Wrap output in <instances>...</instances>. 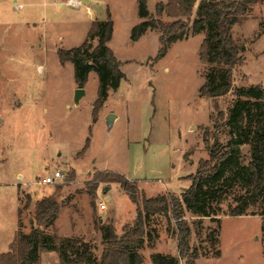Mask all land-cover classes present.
Listing matches in <instances>:
<instances>
[{
	"label": "rangeland",
	"instance_id": "374dc122",
	"mask_svg": "<svg viewBox=\"0 0 264 264\" xmlns=\"http://www.w3.org/2000/svg\"><path fill=\"white\" fill-rule=\"evenodd\" d=\"M11 1H0V253L8 250L18 228V207L22 232L28 234L34 199L52 197L61 207L45 232L83 238L99 257V227L112 224L114 216L112 225L121 236L123 226L136 218V206L114 183L101 184L92 203L85 183L98 172L112 171L136 184L146 198L177 196L190 187L186 177L195 173L200 160H208L210 147L233 138L225 122L237 99L234 90L250 85L264 89V0H257L230 29L232 39L245 47L244 63L232 73L231 91L217 98L199 96L208 66L199 59L205 34L190 32L196 8L187 41L173 43L155 61L158 34L150 32L137 44L130 40L129 31L138 21L137 0H79L78 9L60 6L62 0H17L21 10ZM160 2L167 0H149L153 16ZM88 7L99 20L105 19L107 9L111 13L115 29L107 45L124 74L119 88L108 91L95 121L96 73L90 72L83 88L86 94L75 104L74 90L79 87L72 65H61L56 52L82 44ZM161 16L165 23L177 20ZM108 114L115 117L110 125ZM87 139L88 147L82 151ZM239 151L240 164L247 165L250 147L242 144ZM59 170L64 173L59 183L37 184ZM103 187L111 188L106 192ZM244 194L245 188L235 182L221 187L212 201L214 217L184 213L189 245L200 254L195 264H264V201L248 207L243 216L228 215ZM167 227L165 216L150 215L145 230L178 258L177 241ZM37 264L60 262L57 253L45 251ZM143 264H151L149 256Z\"/></svg>",
	"mask_w": 264,
	"mask_h": 264
},
{
	"label": "trees",
	"instance_id": "16d2710c",
	"mask_svg": "<svg viewBox=\"0 0 264 264\" xmlns=\"http://www.w3.org/2000/svg\"><path fill=\"white\" fill-rule=\"evenodd\" d=\"M198 0H167L155 5L154 15L166 14L177 20L165 23L148 11L149 0H137L136 16L140 21L130 30V40L136 42L148 30L158 31L159 51L155 61L164 57L172 43L186 39L189 34L190 18ZM257 0H200L196 6L195 18L191 22L192 34L204 33L200 44L199 59L207 65L204 84L199 96L217 98L228 94L233 85L232 73L244 63L245 47L232 39L231 27L240 21ZM105 21H94L87 32L86 40L78 47L57 49L61 65L70 63L75 85L84 88L90 72H95L98 80L97 97L92 110L95 121L97 109L106 102L109 90H117L124 78L121 63L108 47L113 34V21L108 10ZM96 41L93 46L92 42ZM237 99L227 110L225 125L233 138L225 145H212L208 160H200L193 175L187 176L189 188L180 195L162 193L146 198L137 185L121 174L112 171L98 172L86 188L93 203L101 184H118L123 194L136 206L132 224L123 226L122 235L115 234L112 224L99 227L102 250L98 257L91 244L83 238L56 236L46 229L54 225L61 204L52 197H43L35 202L31 229L22 232L21 209L17 211L18 228L8 251L0 253V264H37L41 252L57 253L60 264H142L140 251L152 236L145 230L150 215L165 216L167 229L177 241L178 258L164 253L150 255L151 264H195L199 252L189 245L190 229L184 213L211 218V206L217 193L227 185L238 182L245 188L244 198L234 208H229L230 216H243L248 207L264 201V89L261 85H250L235 89ZM87 139L82 151L88 147ZM242 144L250 147L247 165L239 162V148ZM29 197L27 205H29ZM264 216V210L262 211ZM214 217V216H213ZM216 219V218H212ZM157 237V235H156Z\"/></svg>",
	"mask_w": 264,
	"mask_h": 264
},
{
	"label": "crops",
	"instance_id": "0c3cea01",
	"mask_svg": "<svg viewBox=\"0 0 264 264\" xmlns=\"http://www.w3.org/2000/svg\"><path fill=\"white\" fill-rule=\"evenodd\" d=\"M0 1H2V0H0ZM67 0H65L64 2L65 3H63V2H59V5L61 6L62 4H64V5H66V6H68V7H74V8H80L81 7V2L79 1V0H69V1H72V2H76V5H73L72 3L71 4H69L68 2H66ZM199 1L200 0H198L197 2H196V4H195V6H194V8H196V6H197V4L199 3ZM17 0H12L11 1V3L12 4H14L15 5V8L17 9V10H21V8H22V6L21 5H16L17 3ZM136 5H137V1H136ZM108 10V9H107ZM149 11V10H148ZM85 12H86V21L84 22L85 24V27H84V34H85V39H84V41L86 40V38H87V32H88V30H89V27H90V25H91V23L92 22H94V21H96V20H98V21H105V19L104 20H99L100 18H98V16H97V13L92 9V8H90V7H88V8H86L85 9ZM108 12H109V10H108ZM150 13V12H149ZM109 14H110V17H111V13L109 12ZM105 17H106V14H105ZM137 17V16H136ZM160 20H162L163 19V17L160 15V16H157ZM138 18V21L136 22V24L135 25H137L140 21H142L139 17H137ZM162 18V19H161ZM111 19H112V17H111ZM113 21V20H112ZM134 25V26H135ZM134 26H132V27H134ZM131 27V28H132ZM114 29H115V23H114V21H113V32H112V34H113V36H112V38H111V40L108 42V44L112 41V39H113V37H114ZM131 30V29H130ZM130 32V31H129ZM156 33V34H158V37L160 36V33L158 32V31H153V30H148V31H146L145 32V34H143L140 38H139V40L138 41H136V42H132L131 41V43H134V44H137V43H139L140 41H142V39H144V36L145 35H147L148 33ZM190 33V32H189ZM189 35V34H188ZM196 35H201V34H193V36H196ZM187 39V38H186ZM186 39H183V40H181V41H176V42H182V41H185ZM83 41V42H84ZM187 41V40H186ZM82 42V43H83ZM175 43V42H174ZM173 44V43H172ZM170 46H172V45H170ZM70 49H72V48H70ZM169 50V49H168ZM113 52V51H112ZM168 52V51H167ZM114 54V53H113ZM88 80V79H87ZM84 91H85V94H86V88L84 89ZM85 96V95H84ZM21 179V178H20ZM19 185V184H18ZM106 188H109V187H106ZM106 188H104L103 187V189H104V191H108ZM111 188V187H110ZM110 188H109V190H110ZM101 189V187H99L98 188V190H97V194H98V192H99V190ZM103 193H105V192H103ZM160 195V194H159ZM154 197V196H153ZM35 201H34V203L36 202V201H38V200H36V199H34ZM18 209H21L20 207H18ZM18 209H17V211H18ZM107 209V207L105 206V209H104V211ZM134 217V216H133ZM102 220H103V218H102ZM102 220H100V222H102ZM115 218H114V216H113V222H112V224L114 225V222H115ZM132 220H134V218L132 219ZM103 223V222H102ZM115 234H117V235H120V233H117L116 232V230H115ZM158 240H159V238L158 237H156L155 235L154 236H152V238H151V240L150 241H148V239L147 238H145V242H144V244H143V247H142V249H141V251H140V254L143 252V254H142V257H143V259H142V264L144 263V261H145V259L147 258V256H149V258H150V255L151 254H154V253H160V254H162V253H164V254H166V255H171L169 252H167L166 250H164L163 249V247H161L160 246V244H159V242H158ZM12 242V241H11ZM11 244V243H10ZM9 244V245H10ZM9 247V246H8ZM158 248H162V251L161 252H158ZM144 250H147V252L146 251H144ZM8 251V250H7ZM6 251V252H7ZM149 252V253H148ZM145 254H146V256H145ZM172 256V255H171Z\"/></svg>",
	"mask_w": 264,
	"mask_h": 264
},
{
	"label": "built area",
	"instance_id": "2783aa9c",
	"mask_svg": "<svg viewBox=\"0 0 264 264\" xmlns=\"http://www.w3.org/2000/svg\"><path fill=\"white\" fill-rule=\"evenodd\" d=\"M66 2H68L69 4L72 3L73 5H76V2H72L69 0H67ZM63 178H64V173H62L60 170L54 171V172L47 173L46 175L43 176V178L38 179L37 184L41 186L54 185V184L59 183V181H61ZM99 208L100 210H104L105 205L103 203H100Z\"/></svg>",
	"mask_w": 264,
	"mask_h": 264
},
{
	"label": "water",
	"instance_id": "95a60500",
	"mask_svg": "<svg viewBox=\"0 0 264 264\" xmlns=\"http://www.w3.org/2000/svg\"><path fill=\"white\" fill-rule=\"evenodd\" d=\"M65 1V0H62ZM85 95V91L83 88H77L74 90V96H73V102H75V104H79V100ZM106 122L107 124H112L113 121L115 120V117L113 114H108L106 117ZM107 190H109V188H106Z\"/></svg>",
	"mask_w": 264,
	"mask_h": 264
}]
</instances>
